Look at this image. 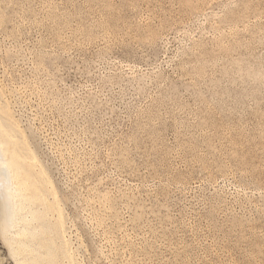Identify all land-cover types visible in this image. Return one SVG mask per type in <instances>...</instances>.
Masks as SVG:
<instances>
[{
	"label": "rangeland",
	"instance_id": "rangeland-1",
	"mask_svg": "<svg viewBox=\"0 0 264 264\" xmlns=\"http://www.w3.org/2000/svg\"><path fill=\"white\" fill-rule=\"evenodd\" d=\"M0 94L55 264H264V0H0Z\"/></svg>",
	"mask_w": 264,
	"mask_h": 264
},
{
	"label": "bare ground",
	"instance_id": "bare-ground-1",
	"mask_svg": "<svg viewBox=\"0 0 264 264\" xmlns=\"http://www.w3.org/2000/svg\"><path fill=\"white\" fill-rule=\"evenodd\" d=\"M2 99L0 97V235L16 264H55L50 210L55 209L59 198L49 181L51 179L45 175L48 174L44 172L46 169H36L40 162L31 147L26 145L9 103ZM59 212L55 216L58 224L61 223ZM56 234L59 243L67 250L69 237L64 230ZM66 259L69 264H78L71 255Z\"/></svg>",
	"mask_w": 264,
	"mask_h": 264
}]
</instances>
